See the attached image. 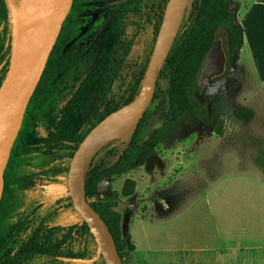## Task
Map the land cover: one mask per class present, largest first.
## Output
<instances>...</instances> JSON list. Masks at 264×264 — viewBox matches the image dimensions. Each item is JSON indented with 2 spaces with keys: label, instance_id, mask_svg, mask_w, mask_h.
Wrapping results in <instances>:
<instances>
[{
  "label": "trees",
  "instance_id": "16d2710c",
  "mask_svg": "<svg viewBox=\"0 0 264 264\" xmlns=\"http://www.w3.org/2000/svg\"><path fill=\"white\" fill-rule=\"evenodd\" d=\"M166 2L163 1V6ZM187 9L188 23L176 34L156 81L152 100L136 130L121 144L103 146L87 171L86 198L112 234L122 264H129L135 244L128 233L122 234L121 214L116 208L119 197L126 198L134 193L136 182L126 177L119 191L113 190L107 197L94 199L97 183L145 164L160 142L159 131L149 125L155 116L167 124L187 117L186 120L193 121L192 126L200 123L211 126L216 134H222L220 102L212 96L201 101L196 92L210 44L215 40L221 42L226 56V76L229 64L242 44L243 29L235 19L230 0H190ZM12 13L8 0H0V83L8 67L13 43ZM74 18L73 6L62 24L41 78L26 103L22 120L26 121L28 117L33 128L41 133L40 128L43 129V136L21 147L14 142L11 148L23 158L33 154L41 164L17 174L11 165L15 157L11 156L4 170L5 184L0 199V264L67 263L63 258L76 256L71 255L68 248L77 235L81 236L85 247L93 243V249L96 248L89 228L79 215L73 222L57 228L49 218L52 210L43 212L38 204L30 202L27 191L30 187L41 191L47 184L67 180L69 160L80 141L108 113L134 98L146 66H142L134 79L119 73L120 68L116 63H109L107 57L96 66L69 61L64 56L67 50L62 37L66 29L76 30ZM83 67L86 72L82 71ZM65 75L74 78V85L66 94L55 96L53 92ZM234 115L240 120L250 119L253 111L238 108ZM263 160L264 154L256 162L261 164ZM19 176L21 178L17 181ZM87 253L84 248L77 256L90 258ZM91 264H103L102 258Z\"/></svg>",
  "mask_w": 264,
  "mask_h": 264
},
{
  "label": "rangeland",
  "instance_id": "374dc122",
  "mask_svg": "<svg viewBox=\"0 0 264 264\" xmlns=\"http://www.w3.org/2000/svg\"><path fill=\"white\" fill-rule=\"evenodd\" d=\"M10 2L12 7L20 3ZM237 2L230 0L234 14ZM188 15L187 9L179 33L188 23ZM151 29V25H145L131 56L138 54L141 45L149 53L156 38ZM73 85L74 78L65 75L53 94L62 96ZM196 94L201 101L212 96L220 102L222 134L200 123L192 126L193 121L187 117L171 124L157 116L151 118L150 127L160 134L153 153L141 167L99 181L94 199L119 191L126 177L135 180L134 193L119 197L116 208L121 214L122 234L128 233L135 244L129 264H218L217 258L204 253L209 246L225 244L239 247V264H249V258L254 264H264V160L256 162L264 154V82L250 59L237 51L228 74L214 82L200 81ZM238 108L251 109L253 117L238 119L234 115ZM25 111L24 104L22 119ZM27 121L28 117L15 132L13 143L18 147L43 136L42 128L41 133ZM11 156L15 157L11 165L17 174L41 164L33 154L23 158L10 150L8 159ZM4 184L3 180V189ZM65 185L66 181L58 180L41 191L36 187L27 191L30 202L38 204L43 212L52 210L49 218L57 228L73 222L78 215ZM93 247V243L85 247L77 235L68 250L80 258L77 255L85 248L92 257L96 251Z\"/></svg>",
  "mask_w": 264,
  "mask_h": 264
},
{
  "label": "water",
  "instance_id": "95a60500",
  "mask_svg": "<svg viewBox=\"0 0 264 264\" xmlns=\"http://www.w3.org/2000/svg\"><path fill=\"white\" fill-rule=\"evenodd\" d=\"M10 1L8 0L12 10ZM189 1H167L138 93L132 100L98 121L80 141L70 159L66 194L70 197L75 211L89 228L96 243V251L90 258L67 257L63 258L65 261L91 264L101 257L103 264H122L112 234L86 198L84 184L87 171L90 165L97 160L98 151L103 146L108 143L111 146L121 144L136 130L152 100L156 81L179 30ZM72 3L73 0H52L49 12L38 20L35 28L22 39L16 38L14 30L8 67L0 83V129H4L1 149L0 197L3 189L4 169L17 130L11 129L8 112L16 103L23 101L26 105L29 101ZM225 72L226 56L221 42L215 40L208 48L206 61L200 73V81L212 82L223 77Z\"/></svg>",
  "mask_w": 264,
  "mask_h": 264
},
{
  "label": "flooded vegetation",
  "instance_id": "af4514ba",
  "mask_svg": "<svg viewBox=\"0 0 264 264\" xmlns=\"http://www.w3.org/2000/svg\"><path fill=\"white\" fill-rule=\"evenodd\" d=\"M73 6L76 30L68 28L62 37L67 50L65 58L96 66L107 57L109 63L117 64L124 77L135 79L142 66L147 65L153 47L147 54L146 47L141 45L138 54L131 56L132 47L143 37L146 24L151 25L154 36L162 20L163 0H74L69 13ZM81 69L86 72V67Z\"/></svg>",
  "mask_w": 264,
  "mask_h": 264
},
{
  "label": "crops",
  "instance_id": "0c3cea01",
  "mask_svg": "<svg viewBox=\"0 0 264 264\" xmlns=\"http://www.w3.org/2000/svg\"><path fill=\"white\" fill-rule=\"evenodd\" d=\"M235 5V19L243 29L242 44L238 51L250 59L259 80L264 82V0H238ZM238 251V246L225 244L223 247H207L204 255L217 258L218 264H239ZM248 261L254 264L253 258Z\"/></svg>",
  "mask_w": 264,
  "mask_h": 264
},
{
  "label": "bare ground",
  "instance_id": "6f19581e",
  "mask_svg": "<svg viewBox=\"0 0 264 264\" xmlns=\"http://www.w3.org/2000/svg\"><path fill=\"white\" fill-rule=\"evenodd\" d=\"M52 7V0H20L13 9V23L16 38L22 39L36 26V22L44 17ZM24 102L16 103L8 112L11 129H18L22 122ZM4 140V129H0V166L2 164L1 149Z\"/></svg>",
  "mask_w": 264,
  "mask_h": 264
}]
</instances>
